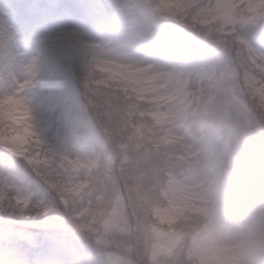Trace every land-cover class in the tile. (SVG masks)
Returning a JSON list of instances; mask_svg holds the SVG:
<instances>
[{
  "label": "clouds",
  "instance_id": "9594fccd",
  "mask_svg": "<svg viewBox=\"0 0 264 264\" xmlns=\"http://www.w3.org/2000/svg\"><path fill=\"white\" fill-rule=\"evenodd\" d=\"M0 264H264V0H0Z\"/></svg>",
  "mask_w": 264,
  "mask_h": 264
}]
</instances>
